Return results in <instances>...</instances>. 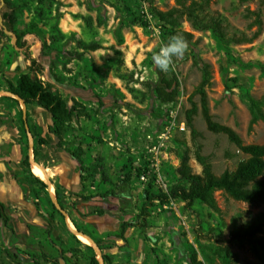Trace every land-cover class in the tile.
Segmentation results:
<instances>
[{
  "label": "rangeland",
  "instance_id": "obj_1",
  "mask_svg": "<svg viewBox=\"0 0 264 264\" xmlns=\"http://www.w3.org/2000/svg\"><path fill=\"white\" fill-rule=\"evenodd\" d=\"M3 1L4 25L14 37L0 26V199L11 218L8 226L0 219V264H90L92 245L71 230L78 228L104 245L103 264L104 255L111 264H223V250L235 255L236 264L257 263L249 247L231 240L230 233L264 204L236 201L223 191L215 193L218 211L201 203L187 208L178 199L164 205L155 201L142 226L145 189L139 179L132 177L123 197L110 193H118L128 166L143 158L148 135L156 136L164 122L154 115H164L168 104L156 97L160 77L151 57L174 31L190 34L188 47L164 74L177 80L173 86L179 94L171 104L180 106L185 119L197 104L198 134L194 140L189 128L169 143L164 170L170 185L184 184L176 173L184 154L193 172L203 174L199 147L218 176L249 157L207 127L195 93L205 66L212 75L206 92L214 121L232 128L245 145H264V122L251 126L249 104L264 95V1L210 0L202 16L221 24L223 41L211 30H197L186 17L161 21L158 12L176 8L177 0H147L151 20L139 0ZM193 1L201 2L186 3ZM21 74L61 93L77 111L64 135L65 151L57 150L48 132L52 118L37 103L27 106L31 137L21 129L23 107L8 92ZM79 147L85 151L81 163L71 155ZM25 156L35 176L47 174L49 183L40 178L47 188L30 178ZM86 196L97 197L82 202ZM124 222L131 225L121 237ZM174 232L185 253L174 245ZM193 254L195 263L189 259Z\"/></svg>",
  "mask_w": 264,
  "mask_h": 264
},
{
  "label": "trees",
  "instance_id": "obj_2",
  "mask_svg": "<svg viewBox=\"0 0 264 264\" xmlns=\"http://www.w3.org/2000/svg\"><path fill=\"white\" fill-rule=\"evenodd\" d=\"M44 0H40L43 3ZM210 0L193 1L191 4H187L186 0H177V7L168 12H158V17L161 21L171 22L175 21L176 17L188 18L197 30H211L214 35L220 40H224V32L222 31L221 24L215 20L205 21L202 12L206 4ZM264 1V0H263ZM43 13V11H41ZM5 19V18H4ZM143 26L146 25L143 19L138 20ZM6 28L10 29V26L6 24ZM5 32V31H4ZM179 35L175 31L171 34ZM183 38L186 42H189L190 34L183 33ZM208 66L204 68V76L200 85L196 89V94L200 96V105L203 118L207 124L208 129L211 132L224 134L229 140L234 143L243 153L249 157L239 163L234 171H225L221 175L214 174L212 165L207 161V158L201 155V147L196 152V158L198 162L203 166V174H196L193 172L190 165V158L188 154H184L180 158V166L177 168L176 173L180 177V181L184 182L182 185H170L169 193H164L151 179L147 186L144 188L143 196L145 201L140 207L141 225L145 226L148 217H150V207L159 201L161 204H168L171 199H178L185 203L187 208H193L196 203L205 204L213 210L218 211L217 200L215 193L217 191H223L230 198L241 201L252 206H258L264 204V145L252 144L245 145L242 138L232 128L224 126L214 121L210 112L206 89L210 84L211 76ZM160 81L155 88V94L158 100L165 104L173 103L178 94V88L173 86V82L177 81L176 78L169 80L166 78L164 72L159 71ZM8 92L16 95L22 100L26 106L37 103L42 109H45L52 118V124L48 126V132L55 138V146L60 152L64 150V135L68 125L76 116L75 108L69 107L66 100L61 93L57 91H51L47 89L43 82L38 79L32 78L29 74L19 75L14 82L9 83ZM18 105L20 100L12 98ZM250 110L252 114L251 126L259 121L264 122V95L259 98H250L249 100ZM26 116H24L23 110L20 112L21 129L26 132L29 128V111L26 110ZM198 112V106L196 103L192 104V107L186 111V119L188 127L191 129L192 138L195 140L197 131L194 128L193 121L194 116ZM166 112L164 115L155 112L154 115L159 119L165 120ZM40 144H48L45 139H40ZM36 152V151H35ZM85 151L83 148H76L71 152L72 157L81 163L82 157ZM134 160L128 166V172L121 180L118 193L111 192L113 197H123L130 192V181L132 177L139 179L141 170L134 171ZM23 165L29 171L30 178L34 179L41 187L47 188V185L41 181L40 178L35 176L31 172L30 157L25 156L23 159ZM59 197V195H58ZM97 196L82 197V202L91 201ZM101 198H108L106 194L99 195ZM57 210V209H56ZM102 213V212H100ZM0 219L8 226L11 218L7 214L6 205L0 200ZM131 224L124 222L121 226V237H124V233L127 227ZM79 231H82L78 228ZM231 240L239 243L240 245L248 246L257 263H244V264H264V207L248 222L233 229L230 233ZM174 245L179 247L182 252L185 253L178 232L173 233ZM101 250H104V245L101 241H97ZM92 251L90 257V264H101L97 258L96 253L92 247H88ZM65 253V252H63ZM15 257V255L10 254ZM223 264H236L235 255L228 250L219 252ZM105 263L111 264V258L103 256ZM191 262H196L197 257L195 254L190 255Z\"/></svg>",
  "mask_w": 264,
  "mask_h": 264
},
{
  "label": "built area",
  "instance_id": "obj_3",
  "mask_svg": "<svg viewBox=\"0 0 264 264\" xmlns=\"http://www.w3.org/2000/svg\"><path fill=\"white\" fill-rule=\"evenodd\" d=\"M141 11L151 20L147 0H139ZM166 117L159 133L156 136L148 135L145 154L143 158L138 157L134 162V171L140 169L139 181L145 188L149 181L153 179L154 183L166 194L169 193V181L164 170L165 161L169 153L167 148L176 134H187L189 127L187 120L180 112V106L168 104Z\"/></svg>",
  "mask_w": 264,
  "mask_h": 264
},
{
  "label": "clouds",
  "instance_id": "obj_4",
  "mask_svg": "<svg viewBox=\"0 0 264 264\" xmlns=\"http://www.w3.org/2000/svg\"><path fill=\"white\" fill-rule=\"evenodd\" d=\"M187 47L182 35H173L152 54L151 63L155 69L167 72L173 64V58L183 57Z\"/></svg>",
  "mask_w": 264,
  "mask_h": 264
},
{
  "label": "water",
  "instance_id": "obj_5",
  "mask_svg": "<svg viewBox=\"0 0 264 264\" xmlns=\"http://www.w3.org/2000/svg\"><path fill=\"white\" fill-rule=\"evenodd\" d=\"M3 5H4V1H3V0H0V8H1ZM0 26L3 28V30L5 31V33H7V34H9V35H11V36L14 37V34H13L12 32H10V31L6 28V26L4 25V21H3V18H2V16H1V14H0ZM9 95H10L11 97L15 98V99L20 100L16 95L11 94L10 92H9ZM20 103H21V105H22V107H23V111H25V112H24V116H26L27 106H26V104H25L22 100H20ZM27 132H28L29 136L31 137V133H30V131H29V128H27ZM32 151H33V148H31V152H32ZM31 162H32L33 165H36V166L42 168V167L40 166V164H38V163L35 162L34 160H32ZM42 169H43V168H42ZM43 170H44V169H43ZM44 172H45V170H44ZM45 174H46V172H45ZM45 182H46V183H49V182H48V176H47V174H46V180H45ZM55 202H56V201H55ZM55 204H56V206H57L58 208H60V206H59L58 203H55ZM60 209H61V208H60ZM71 230H72V232H73L76 236H79V237L82 236V237L86 238V239L91 243L92 247H94V249L96 250V252H97V254H98V259H99L100 263L103 264L102 251H101V249L98 247V245H97V244H96V243H95L90 237H88L87 235H85V234L79 232V231L76 230V229H71Z\"/></svg>",
  "mask_w": 264,
  "mask_h": 264
},
{
  "label": "bare ground",
  "instance_id": "obj_6",
  "mask_svg": "<svg viewBox=\"0 0 264 264\" xmlns=\"http://www.w3.org/2000/svg\"><path fill=\"white\" fill-rule=\"evenodd\" d=\"M36 170H38V169H36ZM39 172H41V170H38ZM42 174V175H41ZM36 175H38L42 180H44V178L46 179V177L44 176V174H43V172H41V173H38V172H36ZM44 178H43V177ZM82 237V236H81ZM82 238H84V237H82ZM84 239H86V238H84ZM87 240V239H86ZM88 241V240H87ZM89 242V241H88ZM90 243V242H89Z\"/></svg>",
  "mask_w": 264,
  "mask_h": 264
},
{
  "label": "flooded vegetation",
  "instance_id": "obj_7",
  "mask_svg": "<svg viewBox=\"0 0 264 264\" xmlns=\"http://www.w3.org/2000/svg\"><path fill=\"white\" fill-rule=\"evenodd\" d=\"M2 10H3V6L0 8V14L2 16Z\"/></svg>",
  "mask_w": 264,
  "mask_h": 264
},
{
  "label": "crops",
  "instance_id": "obj_8",
  "mask_svg": "<svg viewBox=\"0 0 264 264\" xmlns=\"http://www.w3.org/2000/svg\"><path fill=\"white\" fill-rule=\"evenodd\" d=\"M1 200V199H0ZM2 201V200H1Z\"/></svg>",
  "mask_w": 264,
  "mask_h": 264
}]
</instances>
